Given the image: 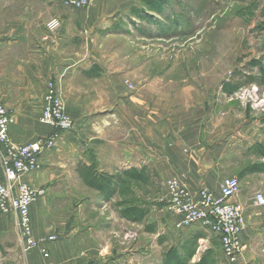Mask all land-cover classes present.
<instances>
[{"label":"crops","instance_id":"crops-1","mask_svg":"<svg viewBox=\"0 0 264 264\" xmlns=\"http://www.w3.org/2000/svg\"><path fill=\"white\" fill-rule=\"evenodd\" d=\"M131 1L95 0L87 9L69 10L60 0H0V103L13 111L10 137L14 142L29 143L53 132L41 120L45 80L52 75L75 126L102 118L83 112L89 97L88 85L80 84L83 72L69 71L71 67L61 62L68 59L65 47L79 32L104 23ZM53 16L63 19L64 32L58 38L46 30ZM117 117L122 133L103 134L98 169L113 174L145 167L163 185H119V191L106 200L81 176V169L91 162L77 145L76 135L63 133L41 155V168L25 176L40 191L30 206L32 227L49 257L40 247L22 244L16 215L10 214L9 221L0 213V224L7 226L4 234H10V264H162L166 250L182 246L193 228L177 226L181 215L169 209L166 181L176 178L187 189L218 193L226 177L224 158L233 156L228 146L245 140L238 132L224 137V127L215 119L204 124L187 115L168 119L164 125L157 119L132 135L127 133L128 120L139 125L138 130L139 119L128 118L121 105ZM114 118L103 117V121L111 124ZM263 141L255 139L250 147ZM122 201L138 207V213L146 208V216L138 221L125 216L127 202L119 205ZM232 201L244 207L241 198ZM250 217L257 219L255 214ZM53 235L56 238L50 240Z\"/></svg>","mask_w":264,"mask_h":264},{"label":"rangeland","instance_id":"rangeland-1","mask_svg":"<svg viewBox=\"0 0 264 264\" xmlns=\"http://www.w3.org/2000/svg\"><path fill=\"white\" fill-rule=\"evenodd\" d=\"M125 6L104 23L79 32L65 47L68 59L61 64L83 72L80 84L88 85L83 112L102 118L62 134L76 135L84 157L97 169L103 134L122 133L117 120L120 105L128 118L142 123L137 130L139 125L128 120L127 133L132 135L157 119L164 125L187 115L204 124L217 120L224 137L244 134V143L228 146L233 156L223 161L224 176L241 181L236 196L243 200L246 215L243 250L231 261L220 239L201 222L191 225L184 243L195 251L191 263L212 249L214 264H264V206L254 201L257 191L264 192V172L239 176L246 165L264 162L250 150L255 139L264 138V106L253 101L264 98V0H169L162 13L151 12L154 19L141 0ZM49 80L56 82L52 75L45 85ZM226 81L237 85L231 95L222 91ZM242 90L244 94H239ZM103 117H115L114 122H104ZM149 173L151 180L143 185H163ZM252 214L257 219H251ZM6 227L0 224V264H10L12 256Z\"/></svg>","mask_w":264,"mask_h":264},{"label":"built area","instance_id":"built-area-1","mask_svg":"<svg viewBox=\"0 0 264 264\" xmlns=\"http://www.w3.org/2000/svg\"><path fill=\"white\" fill-rule=\"evenodd\" d=\"M60 2L69 10H81L91 7L95 0ZM62 28L63 21L58 16L52 17L46 24L47 34L56 38L60 36ZM239 94H244L243 90ZM253 101L264 106V98ZM41 120L53 127L49 136L25 144L16 143L10 137L13 111L0 103V213L17 216L19 236L27 248H41L40 242L34 237L30 211L31 203L40 191L25 176L41 168V155L56 145L62 131L72 129L75 125L54 80H49L46 85ZM166 186L169 209L181 215L177 226L183 228L201 222L220 239L225 256L235 261L243 250L241 233L246 223L244 208L232 201L241 190L240 179L236 176L225 177L218 193L206 188L187 189L176 178L169 179ZM254 201L256 205L264 206V192L257 191ZM55 238L53 235L50 240ZM41 250L45 257H49L45 248Z\"/></svg>","mask_w":264,"mask_h":264},{"label":"trees","instance_id":"trees-1","mask_svg":"<svg viewBox=\"0 0 264 264\" xmlns=\"http://www.w3.org/2000/svg\"><path fill=\"white\" fill-rule=\"evenodd\" d=\"M168 2L169 0H141L143 8L148 11V14H150V19L155 18L151 12L162 13L165 4ZM133 10L136 11L137 14L140 13V10L136 8H133ZM251 79H255V77H250V80ZM236 88L237 85L231 83V81H226L222 85V91L227 95L233 94L236 91ZM250 150L253 151L256 157L264 159V141L252 145ZM258 172H264V162H255L246 165L240 170L239 176L244 177L246 175ZM81 176L87 185L99 190L106 200L112 198L119 191V185H143L149 184L151 180L149 170L145 167H132L122 172L110 174L98 171L94 164L84 166L81 169ZM124 202L127 201H122L119 203V205H124ZM136 210H138V207L129 205V202H127V205H125L123 208V214L133 220L138 221L142 220L148 212L146 208H142L139 213L135 212ZM194 253V249H189L185 243L180 247H171L164 253V261L162 264H214L212 259V249H208V251L204 253L198 261L191 263L190 260Z\"/></svg>","mask_w":264,"mask_h":264}]
</instances>
